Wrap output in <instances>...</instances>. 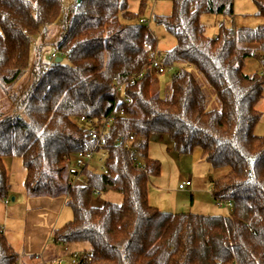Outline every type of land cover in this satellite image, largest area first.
I'll list each match as a JSON object with an SVG mask.
<instances>
[{"label":"trees","instance_id":"obj_1","mask_svg":"<svg viewBox=\"0 0 264 264\" xmlns=\"http://www.w3.org/2000/svg\"><path fill=\"white\" fill-rule=\"evenodd\" d=\"M131 1L79 0L67 8L64 0H0V92L14 102L10 115L0 111V201L13 197L9 163L18 158L29 198H67L73 219L53 231L52 244L87 254L80 264H264V136L255 135L264 75L244 72L250 58L264 63V25L220 22L210 37L202 17L233 18L234 0H170L172 13L154 17L177 40L163 63L181 69L161 97L150 63L157 40L141 24L149 0H136L138 11ZM254 2L264 18V0ZM56 25L62 34L55 53L63 62L45 64L40 56ZM29 72L31 86L17 88ZM140 73L125 89L127 116L107 136L109 175L89 174V185L72 188L65 156L94 149L81 118L108 116L116 86ZM156 135L180 156L200 150L214 169L230 167L211 182L216 202H233L229 217L173 214L151 204V178L162 173L150 156ZM118 137H133V148L114 146ZM94 190L123 202L95 206ZM0 264H20L2 226Z\"/></svg>","mask_w":264,"mask_h":264},{"label":"rangeland","instance_id":"obj_2","mask_svg":"<svg viewBox=\"0 0 264 264\" xmlns=\"http://www.w3.org/2000/svg\"><path fill=\"white\" fill-rule=\"evenodd\" d=\"M79 0H64L67 8H72ZM235 14L233 18H223L216 15H204L202 23L207 28V34L215 37L218 33V25L225 22L229 26L240 28L257 29L264 25V18L258 16V8L254 0H234ZM139 1L130 2L132 11H138ZM172 13V3L170 0H149L148 8L143 15V19L151 20L149 29L157 40V59L163 63L166 53L174 49L177 45L176 38L167 32V30L155 20L154 16H168ZM1 31V30H0ZM62 27L56 25L51 29L50 36L41 53V59L45 64L52 63V55L56 52V45L61 39ZM40 37L33 41L31 56L32 65L36 57V46L42 42ZM67 63V60H64ZM262 65L258 59L250 58L245 62L244 72L248 75H254L260 72ZM181 69L180 65L175 66V71L163 76L156 75L152 70L155 84L153 90L161 97L166 96L170 88V82L173 77ZM159 81V83H158ZM33 82L30 72L19 83L17 88H28ZM11 96H5L0 92V111L4 115H10L14 108V102ZM11 97V98H10ZM214 106L219 107L217 101L213 102ZM262 113V118L255 128V135L264 136V97L257 106ZM82 126H85L80 122ZM173 145L165 136H153L150 141V156L162 165V173L158 178H151L150 181V200L151 204L158 207L163 212L179 214V213H195L203 216H220L226 219L229 209H220L214 200L211 189L212 179H218L230 172V167H221L214 169L205 159H203L200 150H196L192 155L180 156L172 151ZM191 180L192 188H186L185 191L179 190V186ZM107 202L121 204L123 197L117 193L110 192L103 194L102 198L93 201L95 206H103ZM67 218V219H66ZM73 219V211L67 206L63 218L60 220L59 226H64ZM53 246V244L51 245ZM65 251V250H64ZM73 252V250L71 251ZM65 253V252H64ZM64 264H73L72 254L63 255Z\"/></svg>","mask_w":264,"mask_h":264},{"label":"crops","instance_id":"obj_3","mask_svg":"<svg viewBox=\"0 0 264 264\" xmlns=\"http://www.w3.org/2000/svg\"><path fill=\"white\" fill-rule=\"evenodd\" d=\"M9 171L13 197L8 203L0 201V226L10 245L18 253L20 264H49L58 257L75 252L73 247L51 246L53 231L58 228L65 214L67 198H29L25 189L27 171L22 160H11ZM192 187L193 183L189 188ZM230 213L231 211L228 212V217ZM206 217L220 218L209 215Z\"/></svg>","mask_w":264,"mask_h":264},{"label":"built area","instance_id":"obj_4","mask_svg":"<svg viewBox=\"0 0 264 264\" xmlns=\"http://www.w3.org/2000/svg\"><path fill=\"white\" fill-rule=\"evenodd\" d=\"M151 20L141 19V24L149 26ZM52 61L59 59L58 54L52 55ZM151 67L157 75L169 74L175 71L174 66L165 65L157 59V53L154 51L150 55ZM261 72L264 75V63L261 68ZM144 76V73H140L133 77L126 83L118 84L115 90L116 104L113 111L106 117L99 119H86L81 118V123L88 127L90 130V140L94 143V149L90 151H81L74 154L65 156V163L68 167V173L70 175V185L72 188L77 186H87L90 182V175L94 176H107L109 175V169L107 161L109 157L107 136L113 125L120 119L127 116V110L125 106L132 104V100L125 96V89L127 85H134L136 81L140 80ZM134 145V138L130 137L124 139L118 137L114 141V146L123 147L127 150H131ZM141 161V160H139ZM137 163L139 169H143V161ZM192 182L187 181L179 186V190L185 191L186 188L191 187ZM103 193L99 190H94L93 197L95 199L102 198ZM8 203V201H6ZM217 206L219 208H227L233 210L234 204L231 201H218ZM73 264H80L82 259H86L87 254L79 251L72 253ZM64 257H58L49 264H64Z\"/></svg>","mask_w":264,"mask_h":264},{"label":"water","instance_id":"obj_5","mask_svg":"<svg viewBox=\"0 0 264 264\" xmlns=\"http://www.w3.org/2000/svg\"><path fill=\"white\" fill-rule=\"evenodd\" d=\"M56 62L57 63H61V62H63V59L62 58H59V59L56 60Z\"/></svg>","mask_w":264,"mask_h":264}]
</instances>
